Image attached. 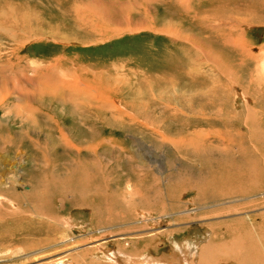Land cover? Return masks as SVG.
Returning <instances> with one entry per match:
<instances>
[{"label":"rangeland","instance_id":"rangeland-1","mask_svg":"<svg viewBox=\"0 0 264 264\" xmlns=\"http://www.w3.org/2000/svg\"><path fill=\"white\" fill-rule=\"evenodd\" d=\"M263 68L264 0H0V264H264Z\"/></svg>","mask_w":264,"mask_h":264},{"label":"bare ground","instance_id":"bare-ground-1","mask_svg":"<svg viewBox=\"0 0 264 264\" xmlns=\"http://www.w3.org/2000/svg\"><path fill=\"white\" fill-rule=\"evenodd\" d=\"M185 6V5H184ZM182 8V7H181ZM141 22H143V21H137V26H134V29H133V31H138V30H144V29H149V27L143 22V23H141ZM152 23V22H151ZM79 24V23H78ZM150 24V23H149ZM148 27V28H147ZM153 27V26H152ZM174 27V26H173ZM177 28V27H176ZM152 29V28H151ZM157 30V29H156ZM167 30V29H166ZM130 31H132V29H130ZM163 30H161V31H159V33L160 32H162ZM178 31V30H177ZM158 32V31H157ZM158 33V34H159ZM162 34V33H161ZM163 34H165V33H163ZM177 34V33H176ZM170 36V35H169ZM172 36V35H171ZM178 36V35H177ZM179 37V36H178ZM197 50V49H196ZM199 51V50H198ZM75 64V63H74ZM264 69V68H263ZM80 70V68L78 69V67L74 70L75 72L76 71H79ZM87 72V71H86ZM88 73V72H87ZM79 74V73H78ZM77 73H75L74 75L72 74V76H71V80H69V78H67V81L69 80V82H67L64 86L65 87H67V88H69V89H72V90H74V91H76L77 93L79 92V93H86V95H87V93L90 95V93H96L95 94V96L98 94L100 97H101V99H105V97H106V95L105 94H103V93H101V92H99L98 90L99 89H101L102 88V85L101 84H99V82H97V77H100L99 75H98V72H96V73H94L93 74V78L92 79H89V77H88V75H81V74H79L78 75ZM67 76V75H66ZM79 76V77H78ZM84 76H86V77H84ZM69 77V76H68ZM49 78H51V77H49ZM65 78V79H66ZM53 79V78H52ZM62 79V78H61ZM61 79H56L55 78V81H57V80H59V81H62ZM1 81V80H0ZM48 80L46 79V81L45 82H47ZM6 82V81H5ZM92 82H96V83H94V85L96 86V87H94L93 86V84H92ZM49 83H50V80H49ZM54 83L55 82H53V86H54ZM63 83H64V81H63ZM3 84V83H2ZM31 84V83H30ZM58 84V83H57ZM34 84H31V85H29V86H33ZM56 85V84H55ZM58 86H60V85H58ZM49 87H50V85H49ZM55 87V86H54ZM100 87V88H99ZM51 88V87H50ZM53 88V87H52ZM51 88V89H52ZM99 88V89H98ZM49 89V88H48ZM56 89V88H55ZM33 90V89H32ZM85 90H88V91H86L85 92ZM35 91L37 92H35L36 94H34V93H32V94H34L33 95V97L34 96H37V94H41V95H43V94H46V92L48 91L47 89H46V87H44V88H42V89H35ZM53 91H54V88H53ZM20 92H21V89H20ZM99 92V93H98ZM103 92V91H102ZM72 93H73V91H72ZM75 93V92H74ZM22 94V93H21ZM31 93H29V95H30ZM54 94V93H53ZM55 94H57V93H55ZM59 94V93H58ZM264 94V93H263ZM23 95V94H22ZM78 95H80V94H78ZM81 96V95H80ZM79 96V97H80ZM88 96V95H87ZM91 96V98L93 97L92 96V94L90 95ZM27 97V96H26ZM44 97V96H43ZM59 97V96H58ZM51 98V97H50ZM29 99V98H28ZM32 99V98H31ZM59 99V98H58ZM106 99H109L108 97L106 98ZM33 100V99H32ZM262 100H263V98H262ZM63 102V101H62ZM76 103H77V101H75ZM264 102V101H263ZM65 103H66V101H65ZM254 103H255V101H254ZM75 104V103H74ZM260 105V104H259ZM261 105H263V104H261ZM251 106V105H250ZM257 106V105H256ZM79 109L80 110V113H79V111H78V113H79V115L80 114H82V115H84L85 114V112L86 111H84V110H82V108H77L76 107V104H75V107L74 106H72V108H70L71 110L70 111H73V113H74V109ZM250 110H252V109H250ZM257 112V111H256ZM70 113H72V112H70ZM96 114V113H95ZM78 115V116H79ZM249 115V114H248ZM99 116V115H98ZM240 117V116H239ZM250 117V116H249ZM252 117V116H251ZM98 118V117H97ZM61 128V127H60ZM99 128V127H98ZM97 128V129H98ZM63 134V133H62ZM66 134V133H65ZM203 135V134H202ZM66 139V138H65ZM69 140V139H68ZM186 141V140H185ZM181 142V141H180ZM179 142V143H180ZM93 149V148H92ZM163 157V156H162ZM160 160V159H159ZM87 167V166H86ZM88 168H86V170H87ZM249 169V168H248ZM83 170H85V165H84V169ZM80 171V170H79ZM88 171V170H87ZM86 172V171H85ZM215 172V171H214ZM77 173V172H76ZM83 173V172H82ZM75 174V173H74ZM78 174H80V172L78 173ZM86 174H87V172H86ZM85 174V175H86ZM73 175V174H72ZM76 175V174H75ZM212 175V174H211ZM222 176H221V178L222 179H224V184H225V187H226V192L228 193L231 189H233V188H239L241 191H243V192H245V191H247V190H252L253 188H255V183H254V181H252V184H250L251 185V187L247 184V182L246 181H250V180H252V178H254L255 179V177L257 176L256 175V173H253L252 172V169H249L248 171L246 170V169H242V168H236V169H234L233 171H231V172H229L227 175L226 174H221ZM77 176V175H76ZM81 176V175H80ZM83 176V175H82ZM227 176V177H226ZM64 177H66V176H64ZM75 177V176H74ZM79 178V177H78ZM62 180V179H61ZM76 180V179H75ZM213 180V179H212ZM229 180V181H228ZM70 181V180H69ZM86 182H87V180H86ZM212 182V181H211ZM211 182H210V184H211ZM79 183V182H78ZM92 183V182H91ZM250 183V182H249ZM10 184V183H9ZM83 184V183H82ZM90 184V183H89ZM216 184V183H215ZM62 185H63V183H62ZM72 185V184H71ZM70 185V186H71ZM73 186V185H72ZM59 188V187H58ZM61 188V187H60ZM63 188V187H62ZM43 189H45V188H43ZM223 189V188H222ZM49 190V189H48ZM46 192V191H45ZM44 192V193H45ZM46 194V193H45ZM44 194V195H45ZM37 195H38V193H37ZM43 195V196H44ZM42 196V194H41V197H43ZM34 197V196H33ZM37 197V196H36ZM40 197V198H41ZM46 197H47V195H46ZM43 199V198H42ZM157 234V233H156ZM74 241V240H73ZM128 242V241H127ZM183 247V246H182ZM195 249V248H194ZM177 250L178 251H176V252H174L173 254H172V256H171V258H158L159 260H157L156 259V261H159V262H153V264H182V260L183 261H186L187 262V260H188V257H189V255H191V254H189V252L191 251L190 249H188V250H186V249H181V247L180 246H177ZM90 251H79V252H77V256H79L80 257V255H82V256H84V255H86V254H88ZM126 254V253H125ZM193 254V253H192ZM137 257V256H136ZM133 259H138V258H131V256H129L128 254H126L124 257H123V262L125 263V264H130V263H132L133 264ZM210 259V258H209ZM195 260V259H194ZM136 261H140V263L139 262H135L134 264H151V262H150V260H136ZM60 263V262H59ZM184 263V262H183ZM214 263V262H213ZM54 264V263H53ZM198 264H203V261L200 259V261H199V263Z\"/></svg>","mask_w":264,"mask_h":264},{"label":"crops","instance_id":"crops-1","mask_svg":"<svg viewBox=\"0 0 264 264\" xmlns=\"http://www.w3.org/2000/svg\"><path fill=\"white\" fill-rule=\"evenodd\" d=\"M115 254V258H119V252L118 251H114L113 255ZM106 261V260H105Z\"/></svg>","mask_w":264,"mask_h":264}]
</instances>
